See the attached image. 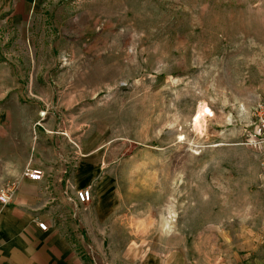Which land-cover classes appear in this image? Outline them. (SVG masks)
<instances>
[{"label": "rangeland", "instance_id": "1", "mask_svg": "<svg viewBox=\"0 0 264 264\" xmlns=\"http://www.w3.org/2000/svg\"><path fill=\"white\" fill-rule=\"evenodd\" d=\"M263 100L264 0H0V143L83 156L89 264L261 260Z\"/></svg>", "mask_w": 264, "mask_h": 264}, {"label": "crops", "instance_id": "2", "mask_svg": "<svg viewBox=\"0 0 264 264\" xmlns=\"http://www.w3.org/2000/svg\"><path fill=\"white\" fill-rule=\"evenodd\" d=\"M15 152L14 144L0 143V189L6 182H19L10 202L0 203V264H89L88 204L74 199L76 190L87 188L81 173L90 168L82 163L83 156H74L78 162L72 176L71 156L52 145L35 142L25 155ZM27 167L39 171L41 179L23 177ZM38 223L45 224L46 231ZM254 264H264V256Z\"/></svg>", "mask_w": 264, "mask_h": 264}, {"label": "built area", "instance_id": "3", "mask_svg": "<svg viewBox=\"0 0 264 264\" xmlns=\"http://www.w3.org/2000/svg\"><path fill=\"white\" fill-rule=\"evenodd\" d=\"M253 126L258 135L257 143L264 144V100L257 106L253 114ZM23 177L30 180H40L41 173L39 171H31L28 167L24 170ZM19 188V182L9 181L3 184L0 189V203L7 204L11 198L16 194ZM91 190L83 188L74 192V199L79 204H88L91 201ZM38 228L46 231V225L43 223L37 224Z\"/></svg>", "mask_w": 264, "mask_h": 264}, {"label": "bare ground", "instance_id": "4", "mask_svg": "<svg viewBox=\"0 0 264 264\" xmlns=\"http://www.w3.org/2000/svg\"><path fill=\"white\" fill-rule=\"evenodd\" d=\"M210 115V111L207 109L205 105H199L197 108V112L193 119V126L196 131L201 130L202 125L204 124L206 118Z\"/></svg>", "mask_w": 264, "mask_h": 264}]
</instances>
